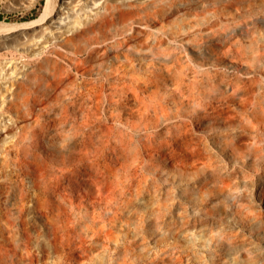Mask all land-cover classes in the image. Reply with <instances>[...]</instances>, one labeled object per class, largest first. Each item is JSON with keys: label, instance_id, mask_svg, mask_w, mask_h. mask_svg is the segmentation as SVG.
I'll list each match as a JSON object with an SVG mask.
<instances>
[{"label": "rangeland", "instance_id": "rangeland-1", "mask_svg": "<svg viewBox=\"0 0 264 264\" xmlns=\"http://www.w3.org/2000/svg\"><path fill=\"white\" fill-rule=\"evenodd\" d=\"M44 2L0 0V164L28 136L57 190L40 206L33 189L22 197L0 177V264H80L92 246V264H264V227L253 225L264 221V164L241 152L256 145L264 158V0H53L43 23L21 28ZM106 12L126 27L116 37L147 32L130 42L134 55L144 48L124 70L113 53L127 50L106 51ZM164 29L174 32L154 44ZM91 48L103 56L82 65ZM106 63L122 76H107ZM64 123L62 134L80 129L69 148L57 135ZM95 154L106 179L136 171L130 190L106 184L105 202ZM230 238L248 250L226 254Z\"/></svg>", "mask_w": 264, "mask_h": 264}, {"label": "bare ground", "instance_id": "bare-ground-1", "mask_svg": "<svg viewBox=\"0 0 264 264\" xmlns=\"http://www.w3.org/2000/svg\"><path fill=\"white\" fill-rule=\"evenodd\" d=\"M151 1L152 2H155V0H151ZM62 2H64V1H62ZM52 6H53V0H45L39 16L36 17V18H34V19H31L30 21H26V22L20 23L21 28L33 27V26H37V25L43 23L46 20V18L48 16V14L50 13V11L52 10ZM161 11H163V8L162 7L156 10L157 13H160ZM107 14L108 13L106 12V39H108V38H110V39L106 41V51H107V47H113L114 49H126L127 50L126 53H123V52L113 53V58L114 59H117V60L121 59V62L122 63L120 64V68L123 69V68L127 67L128 65H130V63L132 61V57H135L136 58V57L140 56L141 55L140 52L144 48V46H141V48H139V54H138V56H137V53L134 55L133 53L130 52V49H131V47L129 45L130 42L133 41V40H135V39H138L140 36L146 35L147 32L144 29H141L144 26L142 27L140 25L141 28L132 29L130 35H124V36H121V37H116L120 33V29L121 28H126V27H123V25L122 26L115 25V23L113 22V20L112 19L110 20L108 18ZM104 25L105 24L100 21V23L97 25V27H98L97 30L99 31ZM95 31L96 30L94 29V27H92L91 29L84 30V32L86 33V38L85 39L87 41H91V40L96 39L98 36L95 33ZM92 32H93V35H89L88 36V34L89 33H92ZM169 32L173 33L174 30H170ZM169 32L166 29H164L161 33H154L153 34V42H154V44H163L166 41V39H167L166 38V35H168ZM83 38L84 37H82V39ZM147 44H149V43H147ZM82 51H83V49L80 48L79 49V52H82ZM98 51H100L99 48H91V49H89L88 52H87V57L84 60H81V64L82 65H85V66L86 65L89 66L90 65V62L96 61L97 59H100L103 55L98 54ZM107 59L108 58H107V55H106V60ZM229 61L231 63H233V64L239 63L235 58L229 59ZM45 64H46L45 67L49 70L50 74L56 79L57 85H59L60 82H61L60 76L58 74L59 72L57 71V70H59V66H57V63H56L53 67H50L49 61H47V60H46V63ZM43 65L44 64H39L40 67H43ZM85 66H83L81 68V70H84ZM106 75L107 76L112 75V76H118V77H121L122 76L121 75V70L118 71L117 73L115 72V69L112 67V63H106ZM67 78H69V76ZM75 102H76V100H75ZM77 102L80 103V104L86 103V99H85L84 96H81L80 100L77 99ZM80 104H78V106L76 104V107H79ZM64 127H65V123L63 124V128H61V130L59 129V131L57 132V135L60 136L59 138H60V141H61L62 146L69 148L70 145L76 144L75 138L73 137V135L74 134L76 135L80 129H79V125L75 123L73 126L70 127V130H71V132L73 134H62L61 132H62V130L64 131ZM23 129H25V127H23ZM47 135H51V134L48 133ZM34 136H36V134H34ZM177 138H179V137H177L176 135H173V139H177ZM20 139H21L20 144L19 143H16L15 145H13V148L15 149V152H16L15 153V160L12 161V159L4 158L3 161L0 164V177H3V182H4L3 185H4V188L7 189V190H13V189L14 190H17V191L19 190V193H20V195L22 197H25L26 195H29L28 194V189H31V190L33 189V192L32 193H34V197H35L34 199L36 200V203L38 205H40V206L52 205V202H51V200L49 198V195H48L47 191H48V189L50 190V188L53 189L54 191L57 190V188H56L57 187L56 186V181L53 178L50 177L51 175L49 173H47V171H46V169L44 167V165L46 163L45 164L43 163L45 160L43 162L37 161L36 160L37 159L36 153L31 149V147L29 145H25V139H28V136H24V135L21 134ZM89 142L90 141H88V142L83 141L82 146H83L84 149L85 148L86 149L88 148L87 143H89ZM253 145H255V144H253ZM232 148H233L232 149L233 152H237V150H238L239 147H238V145H236V146L234 145V146H232ZM99 149H101V148H99ZM99 149H98V151H99ZM101 151H100V153H101ZM258 151L259 150L257 149V146L256 145L255 146H252L250 148V150H248L247 152L246 151H241V152L245 153V155L249 158V160L245 161V163L248 164L249 166H251L252 168L253 167H259L260 165L264 164V158H262V156L259 154ZM241 152L238 151L237 153H241ZM65 160H67V159L65 158L64 161ZM103 161H104V163L101 164L100 154L99 155H96L94 158H91L90 159V165L91 166H94L95 169H93L91 167L90 168L94 170V171L92 170L93 172H97V174L99 173V176L102 175V177H103L102 180H98V179H96V180L93 179V180L97 184H100L99 193L104 195L105 202H106V194H104V192H103V191H106V184H108V187H112L114 185L113 186L114 189H116L115 188V186H116V187H119V189H121V190H125V191L130 190L131 186L134 185V180H132V178H133L134 172H136V171L133 170V174L130 171V174L127 175V177L125 178V180L124 179L123 180L119 179L118 182L115 181V180H113V179H111L110 176H107V179H106V158ZM14 163H16L18 165V168H16V166L14 167ZM22 164H24L25 165V168L28 170V173L27 174L29 175L30 180H31V181H29L27 183V184H30L28 186V188H27V186H24V184H23L24 183V179H23V176H22L23 175ZM31 164H34V167H32ZM81 167H82L81 169H83V166L82 165H81ZM259 169H260V167H259ZM69 170L71 171V169H69ZM74 170H73V172L71 171L73 174H74ZM258 171H260V170H258ZM48 172H50V170ZM110 173H111L112 176H115L116 175V172L115 173H112V171H110ZM87 174H88V172H87ZM53 175H55V174H53ZM56 175H58V173ZM18 177H22L21 181L23 180V182L20 181L21 183H19L18 180H17ZM72 177H74V176H72ZM62 179L63 178L59 179V182ZM106 180H108V182ZM26 182H27V180H26ZM63 182H65V181H63ZM69 182H70V180H69ZM71 183H73V182H71ZM138 183H140V182L138 181ZM59 184H61V183H59ZM63 184L65 185V183H63ZM67 184H68V181H67ZM61 185H59V186H61ZM59 186H58V188H59ZM65 188H66V186H65ZM114 189H113V192H114ZM110 192H112V190ZM15 193H17V192L15 191ZM19 193H17V194L19 195ZM49 193H51V192L49 191ZM53 193H51V194H53ZM29 196H31V195H29ZM17 197H19V196H17ZM57 207L59 209L60 208V205H57ZM44 210H46V209L44 208ZM44 210H42V211H44ZM69 211H70V209H69ZM46 214L47 213L45 212V215ZM86 216L88 218V223L86 224V228L93 230V226H94V224L96 222V220H95L96 215L94 213L87 212L86 213ZM47 217H49V216H47ZM51 222H54V221L51 220ZM49 223H50V220H49ZM55 223H57V222H55ZM253 225L254 226H257V228L264 227V221H257ZM54 226H55V224H54ZM56 227H58V226L56 225ZM81 227L82 226H80V229H81ZM83 227H85V225ZM81 236H82V234H81ZM74 239H76V238H74ZM82 239L84 240L83 237H82ZM237 243H238V241L235 240V238H230V241L226 245V249H225L226 250V254H229V255L230 254H233L234 252L238 251L240 248H242L243 250H248L249 247H246V246L249 245V242L247 240L245 242L242 241L239 244H237ZM80 249H82V247ZM84 254H85V257H86V261H82L80 264H92L94 262L95 263H99L101 261V254L100 253L94 254V247L93 246L92 247H89V248L87 247L86 249H84ZM85 257H84V259H85ZM87 260H88L89 263L87 262Z\"/></svg>", "mask_w": 264, "mask_h": 264}]
</instances>
